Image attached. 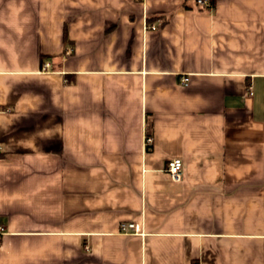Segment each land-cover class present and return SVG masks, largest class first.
<instances>
[{"label":"crops","instance_id":"crops-1","mask_svg":"<svg viewBox=\"0 0 264 264\" xmlns=\"http://www.w3.org/2000/svg\"><path fill=\"white\" fill-rule=\"evenodd\" d=\"M195 1L0 0V264H264V0Z\"/></svg>","mask_w":264,"mask_h":264},{"label":"built area","instance_id":"built-area-1","mask_svg":"<svg viewBox=\"0 0 264 264\" xmlns=\"http://www.w3.org/2000/svg\"><path fill=\"white\" fill-rule=\"evenodd\" d=\"M195 2L197 5H199L200 7H204V8H207L210 5L208 0H196ZM147 28L150 30L154 29V27L152 25L147 26ZM68 52L69 51H66L67 54H68ZM44 66H46V64H44ZM145 141L148 142L149 139H146ZM180 167H181V163H180V160H178V159H173V160H170L167 162L165 171L172 181L179 180V178H180ZM0 231H1V228H0ZM118 231L120 233H123V234H129V233L141 234L139 232L137 225L134 223H130V222H120L118 224Z\"/></svg>","mask_w":264,"mask_h":264},{"label":"trees","instance_id":"trees-1","mask_svg":"<svg viewBox=\"0 0 264 264\" xmlns=\"http://www.w3.org/2000/svg\"><path fill=\"white\" fill-rule=\"evenodd\" d=\"M211 0H209V2H210Z\"/></svg>","mask_w":264,"mask_h":264}]
</instances>
